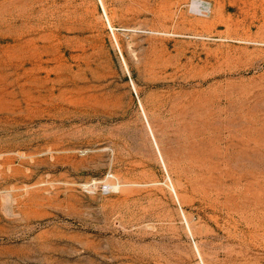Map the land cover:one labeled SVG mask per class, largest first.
Instances as JSON below:
<instances>
[{
	"label": "rangeland",
	"instance_id": "1",
	"mask_svg": "<svg viewBox=\"0 0 264 264\" xmlns=\"http://www.w3.org/2000/svg\"><path fill=\"white\" fill-rule=\"evenodd\" d=\"M201 1L0 0V264H264V0Z\"/></svg>",
	"mask_w": 264,
	"mask_h": 264
},
{
	"label": "bare ground",
	"instance_id": "2",
	"mask_svg": "<svg viewBox=\"0 0 264 264\" xmlns=\"http://www.w3.org/2000/svg\"><path fill=\"white\" fill-rule=\"evenodd\" d=\"M193 5H194V8L197 10L205 11V12L209 10L211 12V8H209V6L204 4V2L201 0H197V2H195V4Z\"/></svg>",
	"mask_w": 264,
	"mask_h": 264
},
{
	"label": "built area",
	"instance_id": "3",
	"mask_svg": "<svg viewBox=\"0 0 264 264\" xmlns=\"http://www.w3.org/2000/svg\"><path fill=\"white\" fill-rule=\"evenodd\" d=\"M91 187H93V185H88V188H91ZM98 188L104 194L109 193L110 192V189H111L110 188V185L108 183H106V182H102V183L98 184Z\"/></svg>",
	"mask_w": 264,
	"mask_h": 264
}]
</instances>
